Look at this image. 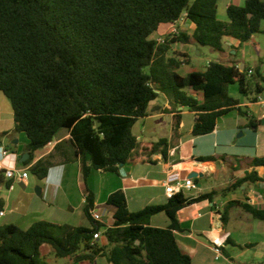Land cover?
I'll use <instances>...</instances> for the list:
<instances>
[{"label": "trees", "instance_id": "1", "mask_svg": "<svg viewBox=\"0 0 264 264\" xmlns=\"http://www.w3.org/2000/svg\"><path fill=\"white\" fill-rule=\"evenodd\" d=\"M183 14L195 25L192 35L180 32L163 44L152 38L161 25L175 24ZM226 15L228 21L218 18V0H0V92L12 107L13 133L25 136L32 156L51 144L59 131L68 130L87 176L92 171L118 173L121 166L135 163L141 149L167 156V139L143 146L133 133L161 95L173 99L175 131L181 125L177 108L196 115L195 137L213 133L218 121L231 112L246 117L229 88L237 85L241 97L256 102L263 93L259 70L252 75L254 81L236 64L210 62L204 72L181 76L177 71L183 62L172 53L177 43L223 53L226 38L251 41L262 33L264 1L230 5ZM247 126L258 128L253 118ZM7 135L0 133V141ZM250 164L264 167V158ZM50 167L45 160L30 173L43 181ZM4 173L0 170V185L9 188L11 181ZM261 180L252 172L237 179L231 189ZM207 197L187 200L180 192L164 205L131 212L125 193L115 192L107 199L114 212L113 227L104 231L108 247L99 248L94 235L105 225L92 217L95 195L90 194L85 215L91 229L46 221L29 229L0 225V264H51L41 255L44 245L55 258L77 263H94L102 256L110 264H192L175 237L177 214ZM233 204L264 221V210ZM160 213L171 220L169 228L150 226Z\"/></svg>", "mask_w": 264, "mask_h": 264}, {"label": "crops", "instance_id": "2", "mask_svg": "<svg viewBox=\"0 0 264 264\" xmlns=\"http://www.w3.org/2000/svg\"><path fill=\"white\" fill-rule=\"evenodd\" d=\"M245 2L218 0V18L228 21L227 7H243ZM176 27L189 35L195 31V25L186 19L181 25H161L152 38H167ZM261 29L262 33L255 34L247 43L226 38L222 53L229 65L236 64L241 71L247 70L254 81L252 75L256 70L260 72L263 65L260 60L264 55V22ZM172 53L183 62L177 71L181 76L204 72L210 62H221L215 59L203 66L193 65L191 53L197 57L203 54L202 47L195 44L177 43L172 46ZM261 76L264 79V75ZM260 83L263 93L256 102L250 98H234L240 102L246 117L238 111L231 112L218 121L213 133L198 137L192 134L196 115L186 108H177L181 112V125L175 131L173 99L161 95L167 103L160 107L152 102L149 116L135 124L133 133L143 146L167 139V156L161 152L147 154L141 149L135 155V163L121 166L118 173L92 171L87 176L83 174L82 159L76 155L68 130L59 131L51 144L31 156L25 136L13 133L14 114L9 106L0 111V133H8L1 139L0 147L13 155L4 161V165L27 171L29 176L22 182L11 180L13 190L11 186L0 185V212H4L0 225L29 229L37 221H46L91 229L85 207L89 195L94 194V211L101 214V223L105 225L96 243L99 248H107L104 231L114 225V212L107 205L108 197L123 191L131 212L151 205H164L169 200L166 180L171 174L179 173L184 180L192 179L197 187L184 190L185 199L210 195L187 205L177 214L179 229L175 231V237L180 249L191 256L192 264H264V221L255 219L241 205L233 204L237 202L264 210V167L250 164L255 158H264V81ZM251 118L257 122V129L247 126ZM186 121L189 122L187 128ZM208 157L215 159L202 161ZM45 160L51 167L47 178L39 181L30 173V168ZM252 172H257L262 180L231 189L237 179ZM38 188L41 189L39 194ZM170 225L171 220L165 213L155 215L150 221L154 228H169ZM216 246H221L223 252L218 261L213 251ZM49 249L48 253L53 254ZM66 260L69 264H110L102 256L94 263Z\"/></svg>", "mask_w": 264, "mask_h": 264}, {"label": "built area", "instance_id": "3", "mask_svg": "<svg viewBox=\"0 0 264 264\" xmlns=\"http://www.w3.org/2000/svg\"><path fill=\"white\" fill-rule=\"evenodd\" d=\"M186 20V15L183 14L175 24L181 25ZM180 30L179 28H174L171 34L169 35L170 38H174L179 36ZM166 38H160L157 40L158 44L165 43ZM13 156L10 154L7 150H5L3 147H0V170H3L5 173V178L7 180H19L22 182L23 180L27 179L29 176V173L27 171H20L16 167H7L4 165V161L8 159L9 157ZM13 185L11 186V190H13ZM196 184L192 179H183L179 173H173L170 176H168L166 180V191L169 197H172L180 192H183L184 190H194L196 189ZM4 216V212H0V217ZM92 217L95 222L101 223L102 222V216L99 212L93 211ZM101 237L100 232L96 233L94 235V241L98 240ZM215 254V260H220L223 257V252L221 246H216L213 249Z\"/></svg>", "mask_w": 264, "mask_h": 264}, {"label": "rangeland", "instance_id": "4", "mask_svg": "<svg viewBox=\"0 0 264 264\" xmlns=\"http://www.w3.org/2000/svg\"><path fill=\"white\" fill-rule=\"evenodd\" d=\"M263 40H264V38H263ZM202 53L203 54L201 57H197L195 55V53H191V59H192L193 65L196 64V65L203 66V65H206V63L209 60L214 61L215 59L216 60L219 59V61H221V63H223L225 65H229L227 59L224 57V55L222 53L212 51L208 47H202ZM260 62L263 63V65L261 66L260 74L264 75V55L261 57ZM229 93H230L231 97H233V98H240L241 97L239 95L237 85L231 86L229 88ZM166 103H167L166 98L161 96V98L159 100L155 101L154 105L162 107ZM9 106L11 108L10 101L6 97H4V95L2 93H0V111L9 108ZM188 126H189V122L186 121V128ZM48 250H50V249L46 245H44L41 249L42 257L45 258L48 262H50L51 264H69L66 259L55 258V256L51 253V251H49V253H48ZM71 264H73V263H71ZM81 264H88V263H81Z\"/></svg>", "mask_w": 264, "mask_h": 264}, {"label": "water", "instance_id": "5", "mask_svg": "<svg viewBox=\"0 0 264 264\" xmlns=\"http://www.w3.org/2000/svg\"><path fill=\"white\" fill-rule=\"evenodd\" d=\"M39 192L41 193V189H40V188H38V190H37V194H39Z\"/></svg>", "mask_w": 264, "mask_h": 264}]
</instances>
